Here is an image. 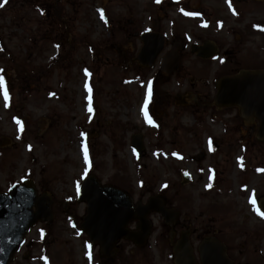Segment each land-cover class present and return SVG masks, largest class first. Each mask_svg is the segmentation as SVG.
<instances>
[{
    "label": "rangeland",
    "instance_id": "rangeland-1",
    "mask_svg": "<svg viewBox=\"0 0 264 264\" xmlns=\"http://www.w3.org/2000/svg\"><path fill=\"white\" fill-rule=\"evenodd\" d=\"M125 1L114 0L104 8L107 0H7L0 7V76L5 82L0 89V143H10L0 148V192L30 178L40 194H49L55 201L53 220L50 224L40 222L28 232L13 264H174L171 231L159 215L151 217L154 232L149 244L137 248L121 240L115 257L107 263L99 255V247L89 244L80 228L87 211L86 204L77 200L76 185L81 186L87 175H94L103 184L122 183L137 197L142 192L147 197L149 192L163 191L171 203L176 175L172 169L175 162L170 158L178 145L170 137L180 139L183 135L191 140L186 142L190 147L195 133L201 131L196 119L210 117V113L204 116L202 111L198 114L197 110L177 107L174 97L183 91L177 84L178 76L168 81L160 75L154 77L157 65L153 69L124 67L121 59H125V53L119 56L120 48L128 56L137 55L139 50L138 41L130 33V18H137L135 25L141 28L148 23V13L158 12L147 7L152 0H136L135 9L126 8ZM98 6L104 13L110 8L120 23L111 27L107 16L101 19L95 10ZM223 10L230 21L229 11L225 6ZM261 58L264 61V49ZM4 90L9 94L7 107ZM165 95L171 103H165ZM156 98L160 105L150 107ZM142 109L148 113L147 118ZM235 112L213 109L218 116ZM23 116L26 123L19 120ZM204 127L212 132L223 130L210 123ZM135 136H141L144 142L142 156L132 150ZM255 148L258 155L251 159L253 171L247 175L260 196L264 193V169L253 168L264 160V147ZM190 151L197 153L193 147ZM188 162L189 169L182 163L176 166L196 178L186 189L195 197L196 215L206 210L203 205L208 201L229 205L225 215L216 213L214 227L227 232L232 248L243 244L242 234L234 231L242 223L252 226L251 240L264 241V218L257 212L249 214L246 194H209L204 198V184L198 180L200 174L196 175V167L202 162ZM243 178L238 172L231 186L237 187Z\"/></svg>",
    "mask_w": 264,
    "mask_h": 264
},
{
    "label": "flooded vegetation",
    "instance_id": "flooded-vegetation-1",
    "mask_svg": "<svg viewBox=\"0 0 264 264\" xmlns=\"http://www.w3.org/2000/svg\"><path fill=\"white\" fill-rule=\"evenodd\" d=\"M113 2L114 0H107L104 8L112 5ZM125 2L126 8L135 9L138 4L136 0ZM224 6L226 11H229L228 14L232 16L230 21L225 17ZM147 7L150 11L158 12L148 13V23L141 28L135 25L137 18H130L129 24L132 26L129 27L130 30L132 29L130 33L133 32L138 41L139 50L137 55L128 56V53L120 48L119 56L125 53V59H121L122 64L124 67L137 65L141 69H153L157 65V75L154 77L160 75L165 81L178 76L177 84L183 88V91L178 92L174 97L177 107L191 111L197 110L198 114L202 111L201 114L204 116L210 113V117L208 120L196 119L197 128L203 132L202 134L201 131L195 133L190 147L186 142L190 143L191 140H186L183 135L180 139L176 136L170 137V141L178 145L172 149L170 158L175 162L172 169L176 175L173 179V185L176 188L172 194L171 203L163 191L149 192L147 197L142 192L137 197L122 183L104 184L118 187L128 193L134 199L135 204H146L150 198L157 196V202L161 200L165 208L173 209L176 224L173 232L169 229L171 231L169 238L173 233L170 241L177 243L186 235L194 251L196 264H202L199 247L208 239H214L223 244L226 250L225 256L232 264H264V241L251 240L253 238L250 237L251 225L242 223L234 228V231L241 233L244 239L243 244L238 248H232L228 242L231 238L226 231L214 227L216 213L222 211L219 216L225 215L224 213L230 210L229 205L208 201L203 205L208 212L201 210L196 215L195 197H192L188 190L186 191L196 178L192 172L188 173L183 167L177 168L176 166L182 163L186 167L190 163L188 161L197 163L201 161L202 164L196 167L199 172H196V175L200 174L198 180L204 184V198L209 194L224 197L228 194L230 196L246 194L250 204L249 214L253 211V207L264 214V193L259 196L258 189L248 182L250 178L248 175H251L253 171L250 170L251 159H255L258 155L255 145L264 147V130L261 128V122L255 116L243 115L239 107L221 108L216 101L219 80L237 75L242 76L245 72L264 71V61L261 58L264 49V40H262L264 37L262 34L264 33V0H159V2L152 0ZM98 9H101L103 15L107 16L111 27H116L120 23L119 20L117 24L118 21L113 18L110 8L107 12L105 9V13L101 7L98 6L95 10L98 11ZM233 12L236 14L234 15ZM98 13L101 15L100 11ZM185 13H195V15H185ZM170 31L171 36H169ZM147 34L162 35L164 40V48L155 57L152 66H146L139 60L145 45L144 36ZM127 39L130 40V37ZM173 49L178 54L176 64L162 67L165 57ZM135 50L136 44L133 52ZM165 103H171L169 96ZM156 105H160L157 98L151 101L150 107ZM213 109L216 112L226 109L237 112L218 116L213 113ZM19 120H24L26 123L24 116L19 117ZM207 123L220 125L223 130L212 132L204 127ZM191 147L197 153L189 154ZM261 153H263L262 150ZM256 167L264 169V160L260 161L259 166L254 164L253 169ZM187 168L189 169V166ZM237 171L243 174L245 179L243 178V183L238 184L237 187L231 186L237 179ZM229 184L228 188L226 185ZM50 200L53 205L55 201L52 196ZM153 215L155 214H151V217ZM160 219H163L162 216ZM138 224V221H132L129 226L136 228ZM254 231L253 234H255Z\"/></svg>",
    "mask_w": 264,
    "mask_h": 264
},
{
    "label": "water",
    "instance_id": "water-1",
    "mask_svg": "<svg viewBox=\"0 0 264 264\" xmlns=\"http://www.w3.org/2000/svg\"><path fill=\"white\" fill-rule=\"evenodd\" d=\"M144 38L145 45L139 60L146 66H152L155 57L164 48L163 36L147 34ZM177 56V51L173 49L165 57L162 67L176 64ZM217 94L218 105L238 106L243 115L258 118L264 130V71L224 78L218 83ZM3 144L8 145V142ZM3 144L1 142L0 146ZM133 149L135 153L143 154L144 145L140 138L133 140ZM77 200L87 204L81 230L87 234L91 245L99 246V255L106 263L115 257L116 245L121 239L133 242L137 248L149 243L153 232L151 219H148L151 212L162 215L172 230L176 224L174 210L165 208L161 200L157 202L158 198H151L146 205L138 203L135 206L133 198L127 193L116 187L102 186L93 176L84 177ZM51 203L49 197L38 194L35 182L30 179L0 193V264H12L33 226L40 221H52ZM133 220L139 221L136 230L128 227ZM199 251L202 264H232L225 256L224 246L214 239L206 240ZM173 252L175 264H196L186 235L174 245Z\"/></svg>",
    "mask_w": 264,
    "mask_h": 264
},
{
    "label": "snow or ice",
    "instance_id": "snow-or-ice-1",
    "mask_svg": "<svg viewBox=\"0 0 264 264\" xmlns=\"http://www.w3.org/2000/svg\"><path fill=\"white\" fill-rule=\"evenodd\" d=\"M6 2H7V0H0V7H3ZM156 2H159V0H156ZM229 8H231V4H229ZM98 11H100V13H101V17L100 18L101 19H105L104 15H103V11L101 9H98ZM233 14L235 15L236 13L233 12ZM185 15H195V13H185ZM56 47H59V46L57 45ZM85 75L86 76L89 75L87 70H85ZM4 83H5L4 82V77L0 76V89H4ZM150 84H151V82L149 81V85ZM85 88L88 89L87 83H85ZM89 91H90V89H89ZM149 92H150V89H149ZM50 95H52V94L50 93ZM3 98H4V102H5L4 106L7 107L8 106V100H9V94H8V92L6 90L3 91ZM87 110L89 112H91L92 108L89 107ZM142 111H143V109H142ZM143 114L147 118L148 113L146 111H143ZM148 122L152 123L151 120H149ZM16 123L19 125L21 122L19 120H16ZM83 135H84V133H81V136H83ZM83 151H84V162H85V164H87L88 163V152H87L86 146L84 147ZM87 170H88L87 168L84 169L85 172H87ZM76 192H77V194H79V192H80V185L78 183L76 185ZM253 204H255L254 201H253ZM253 211H256L257 215H261L262 218H264V214H261L255 207H253Z\"/></svg>",
    "mask_w": 264,
    "mask_h": 264
}]
</instances>
